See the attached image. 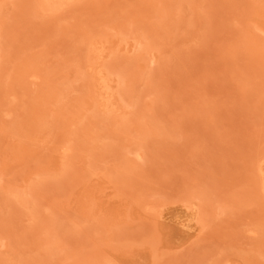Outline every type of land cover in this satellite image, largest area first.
Here are the masks:
<instances>
[{
  "label": "rangeland",
  "instance_id": "rangeland-1",
  "mask_svg": "<svg viewBox=\"0 0 264 264\" xmlns=\"http://www.w3.org/2000/svg\"><path fill=\"white\" fill-rule=\"evenodd\" d=\"M0 264H264V0H0Z\"/></svg>",
  "mask_w": 264,
  "mask_h": 264
}]
</instances>
